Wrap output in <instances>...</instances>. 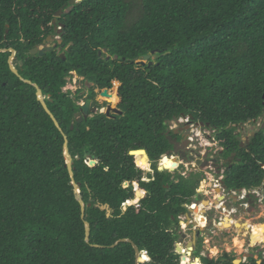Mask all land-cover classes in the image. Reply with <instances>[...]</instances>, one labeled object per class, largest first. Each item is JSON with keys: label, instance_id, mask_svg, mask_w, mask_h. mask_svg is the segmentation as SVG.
I'll list each match as a JSON object with an SVG mask.
<instances>
[{"label": "trees", "instance_id": "obj_1", "mask_svg": "<svg viewBox=\"0 0 264 264\" xmlns=\"http://www.w3.org/2000/svg\"><path fill=\"white\" fill-rule=\"evenodd\" d=\"M70 1L0 0V264H136L132 245L144 264H187V252L177 251L182 261L175 254L179 218L204 178H184L169 162V126L192 117L224 158L235 154L227 191L262 186L264 127L243 148L236 131L264 117V0ZM49 37L60 43L30 54ZM152 53V65L136 63ZM73 73L76 93L65 90ZM95 89L113 90L121 115L77 124L79 103ZM138 150L153 173L130 155ZM121 240L132 244L112 247ZM201 243L199 264H234L228 254L201 256Z\"/></svg>", "mask_w": 264, "mask_h": 264}, {"label": "rangeland", "instance_id": "obj_2", "mask_svg": "<svg viewBox=\"0 0 264 264\" xmlns=\"http://www.w3.org/2000/svg\"><path fill=\"white\" fill-rule=\"evenodd\" d=\"M54 40L52 39L50 41V44L44 47L50 46L52 48L56 46L55 42L60 43L59 38H56ZM80 80L81 79L78 78L77 84L76 86H74L73 79L71 84L67 86L71 87V89L68 90H75L76 88L78 89ZM101 101L106 100L105 98H102ZM112 108H115V106H112ZM101 112H106V109L104 108V110ZM263 127L264 117H261L256 122L246 124L239 128L236 131V134L239 135L240 142L244 144L246 140H249V138L252 137V134L262 129ZM190 137L193 142V148L197 153H207L208 157L212 156L214 159L218 157L216 153L220 151V147L214 142L215 140L212 131L205 129L202 126L199 127L194 125V129H192ZM172 157L173 159H169V162H178V166L176 168L178 170L177 173H179L182 177L188 178L192 173L203 174L204 181L201 183H205V188L201 190L202 184L200 183L197 190L200 192L207 191L211 193L208 194V197H201V199H196L195 202L189 205V207L184 206L185 208H187L186 215H188V217L184 215L180 216L179 218V239L175 245V248L177 247V251L186 252L187 244L191 241H194L193 238L198 233L199 236H196V244L198 242V246L201 240V256L203 257L216 259L223 254H228L232 258H234L235 261H239L240 263L244 262L251 255H253L254 258H257L258 254H262V256L264 257V244H261L259 242V236H256V234L260 230V227L264 225V204H262V201H257L256 205L248 210V212L239 209V213L234 214L232 213L231 209L228 208L226 213L223 212L222 214H220L221 212L219 213L213 211L210 212L207 216H204V211L207 210V206L203 204V201L217 202L214 200L216 199V196L218 197V199L220 197H223L222 195H218L219 193L216 192V190L219 191L218 184L220 182L222 174L219 173V176H217L216 172H218V169L216 168H192L191 166L195 165L191 163L189 164L186 158V161L183 160L185 166L181 165V162L179 161H182V158L176 157L175 155H173ZM189 165H191L190 168ZM170 173L174 174V172ZM215 192L217 195H215ZM198 204L203 206L202 208H200L201 211H199ZM193 205L195 206L193 207ZM210 206L211 205H209V207ZM245 208H247V204ZM226 217L229 218V221H227L226 223L222 222L221 225H215L213 223V220H215V222H218L220 218L224 219ZM194 222L196 225L194 224ZM248 227H250V230L246 229ZM183 236L185 237L183 238ZM181 239H183L182 245L178 246V243L181 242ZM197 251L198 248L195 247L192 253V257L187 259V264H191L192 262L196 261L193 255Z\"/></svg>", "mask_w": 264, "mask_h": 264}, {"label": "flooded vegetation", "instance_id": "obj_3", "mask_svg": "<svg viewBox=\"0 0 264 264\" xmlns=\"http://www.w3.org/2000/svg\"><path fill=\"white\" fill-rule=\"evenodd\" d=\"M104 90L106 91L107 96H109V97H103L102 96V92ZM104 90L95 89L93 91V93H94L93 100L86 99L82 103H79L81 108H82V106H84L85 101H90V102L95 103L96 112L95 113H89V117L88 118H92L94 115H97V114H105L106 115V112H104V113L101 112L102 109L104 110V108H105L106 111H107L108 108H112V106H114L113 104H111L110 99H109V98L115 97L114 96L115 95L114 91L111 90V89H109V90L108 89H104ZM76 91H77V89L73 90L74 93H76ZM81 94H84L85 97L88 98L90 92L89 91H85V92H82ZM102 98H105L106 101H101ZM112 109H117V108L115 107V108H112ZM78 113L82 114V110H80ZM112 115H115V114L113 112H110L109 115H106V116L107 117H111ZM81 116L84 118L83 114ZM83 121H85V119ZM192 125L193 126L194 125L195 126H199V127L202 126L199 123H192V119H190V121H189V123L187 125H181V126L177 127L175 130H173V132L174 131L178 132L177 135L173 134L176 137L174 140H172V143L174 145L173 155H175L176 157L182 158V161H179V162H181V165L185 166V164L183 162L186 161V159H187V162L189 164L191 163V164L195 165V166L189 165V168H190V166L192 168H202V167H204V168H208V167L209 168H216V169H218V172H216L217 176H219V173L222 174L221 178H220V182L218 184L219 191H220V192H218L219 193L218 195H222L223 197H220V198H222L223 200L221 201L220 207L219 208L217 207V212H219V213L221 212L220 214H222L223 212L226 213L228 208H230L231 211L235 210L234 214H237V213H239L238 212L239 209L248 212V210H250L253 206L256 205L257 201H259V202L262 201V204H264V180H263L262 186L260 187V190H259V191H261V195H259V196H249V197L245 198L242 201L239 200L240 194L239 195H233L232 194L233 192H238V191H227L226 190L225 185H224V180L226 178L225 172H226V169L229 168L230 165L232 164V161L235 160L234 159L235 158V154H232L229 158H224L222 156V152H223L224 149H222V148H220V151H218L216 153L217 156H218L216 159H214L212 156L208 157L207 153H203V154L197 153L196 150L193 148V142L188 140V138H191L190 137L191 130H190L189 127L192 126ZM247 142H249V140H246L244 142V144L240 143V145L243 144V147H244L245 145L248 144ZM189 146L192 147V148H190ZM237 161L239 162L240 160L237 159ZM162 168H163L162 169L163 171L166 170V165L164 164ZM142 169L144 171L148 172V173H153L152 170H151V166L150 165H149V168L147 170H145V168H142ZM149 169L151 171H149ZM216 189H218V188H216ZM240 191H242V190H240ZM196 194H197L196 199L198 197H200V196L201 197L203 196V195H198L197 190H196ZM215 195H217L216 192H215ZM216 198H218V197L216 196ZM212 202L214 203V201H212ZM244 204H247V208L242 207V205H244ZM206 208H209V206H207ZM209 213H206V215L209 214ZM196 246H197V244L195 245V247ZM194 248H192L193 250L190 251V257H192V253L194 251ZM187 253H188V251H187Z\"/></svg>", "mask_w": 264, "mask_h": 264}, {"label": "water", "instance_id": "obj_4", "mask_svg": "<svg viewBox=\"0 0 264 264\" xmlns=\"http://www.w3.org/2000/svg\"><path fill=\"white\" fill-rule=\"evenodd\" d=\"M81 1H82V0H78V2H76V0H71V1L69 2V5L72 6V5H74L75 3H80ZM60 16H61V11H59V12L56 13V15H55L56 18H58V17H60ZM50 41H51V38L49 37V38H48V42H50ZM49 51H51V47H50V46H47V47H40V48H36V49L32 50L30 54H31V55H39V56H42L44 53L49 52ZM11 53H12V56L9 58L8 63H9V66H10L11 71H12L14 74H16V70H15L14 67L12 66V62H13V60H14V53H13V52H11ZM153 54H154V53L149 54V55H147V56H144V57L142 58V60H140V61H136V63H137V64H140V65H145V64H147V63H148L149 66L152 65V62H151L150 60H151ZM62 57H63V56H62ZM63 59H64V57H63ZM102 96H103V97H109V96H107V93H106L105 90L102 92ZM37 99H38V101L41 103V105L43 106V108H44V110L46 111V113L51 117V119L53 120L55 126L58 127V124L56 123L55 119L52 117V115L50 114V112L47 110L46 105H45V103H44V101H43L44 98H43V96H42V94H41V92H40L39 90L37 91ZM81 110H82V114L84 115V118L81 116V115H82L81 113H77V114H75L74 117H75V120H76V123H77V124L82 123V121H83L84 119L87 120V118L89 117V113H95V112H96V106H95V103L90 102V101H85L84 106H82ZM110 112H113L115 115H121V112H120L118 109H112V108H108V109H107V111H106V115H109ZM189 119H192V117H190ZM72 129H73V128L71 127V130H72ZM168 134H169V133H168ZM173 134H174V135H177L178 132H175V131H174ZM253 136H254V134H252V137H253ZM64 139H65V143H64V158H65V161H66V167H67V170H68V172H69L70 178H71V180H73L72 159H71V157H70L69 154H68V149H67V139H66V138H64ZM247 143H248V142H247ZM240 147L242 148V147H243V144H241ZM137 154H143V155L146 157V159H147L146 153H145V151H143V150H138V151H132V152H130V155H131V156H136ZM149 171H151V170L149 169ZM158 171H159V172H163V170L160 169V166H158ZM72 186L74 187V192H75V194L77 195V200H78V202H79V204H80V207H81V213H82L81 218H82V220H83V219H84V204H83V202H82V200H81V198H80V192H79L78 186H76L74 183H72ZM137 203H138V201H136V203H129L128 206H132V205L137 204ZM205 203L208 204V201H203V204H205ZM103 209H104V208H101V210H103ZM204 215H206V211H204ZM186 216L188 217V215H186ZM89 233H90L89 225H88L87 223H85V241H86V242H88V240H89ZM196 236H199V234L197 233V234L195 235V237L193 238V240H194V241H192V243L194 244V245H193V248H194L195 245H196ZM184 237H185V236H183V238H184ZM180 241L183 242V239H181ZM119 243H130V244H132V242L129 241V240H121V241L117 242V243H116L114 246H112V247L114 248V247L117 246ZM132 246H133L134 251H135L136 264H144V263H146V262H147L146 259H142V258H141V254H143L144 256H146V254H145V253H140L139 250H138V248H137L136 246H134V245H132ZM175 249H176V250H175V253H177V248H175ZM192 250H193V249H192ZM146 257H147V256H146ZM183 259H185V258L181 257V261H182ZM148 260H149V259H148ZM233 263H234V264H240L239 261H234Z\"/></svg>", "mask_w": 264, "mask_h": 264}, {"label": "built area", "instance_id": "obj_5", "mask_svg": "<svg viewBox=\"0 0 264 264\" xmlns=\"http://www.w3.org/2000/svg\"><path fill=\"white\" fill-rule=\"evenodd\" d=\"M75 75H74V73H73V79H74V81H73V84H74V86H76V84H77V77H75ZM68 89H71V87H67L65 90H68ZM183 121V122H182ZM189 123V118H185V117H183V118H180L179 120H177V121H174V122H172L171 124H170V126H169V128H170V130L171 131H173V130H175L177 127H179V126H181V125H187ZM173 125H175V126H173ZM190 128V130L192 131V129H194V126L192 125V126H190L189 127ZM189 141H192L191 140V138H189ZM166 156H164V157H162L161 158V160H160V162L162 161V159L163 158H165ZM159 162V163H160ZM159 165V164H158ZM197 193H198V195H203L204 197H206V196H208V194H211L210 192H200V191H198L197 190ZM233 195H239L240 194V196H239V200L240 201H242V200H244L245 198H247V197H249V196H259V195H261V191H259L258 189H256V190H242V191H240V192H233L232 193ZM201 206V205H200ZM246 206V204H244V205H242V207H245ZM193 207H194V205H193ZM202 207V206H201ZM216 212H217V208L216 209H214ZM212 211V209L210 208V209H208V211H207V213H209V212H211ZM232 213H235V210H232ZM208 215V214H207ZM207 215H205V216H207ZM204 219H205V217H204ZM223 218L221 219H219L218 220V222H215V220H213V223L215 224V225H217V224H219V225H221V223L223 222Z\"/></svg>", "mask_w": 264, "mask_h": 264}, {"label": "bare ground", "instance_id": "obj_6", "mask_svg": "<svg viewBox=\"0 0 264 264\" xmlns=\"http://www.w3.org/2000/svg\"><path fill=\"white\" fill-rule=\"evenodd\" d=\"M110 99V102L112 103V104H114V102H115V100H114V97H112V98H109ZM205 143V142H204ZM134 157H137V158H139V164H140V166H141V168H143L144 166L143 165H146L147 167L145 168V170H147L148 168H149V165L147 164V159H146V157L143 155V154H137L136 156H134ZM169 159L171 160V159H173V157H169ZM161 170L163 169V168H160ZM174 171V169L173 168H171L170 169V172H173ZM217 193L218 192H220V191H216ZM215 201H217V202H215V204L216 205H218L223 199L222 198H216V199H214ZM211 203L212 202H208V204H206L205 203V206H209V205H211ZM223 206V205H222ZM199 207V211H201L200 210V208H202V207H200V206H198ZM218 208H219V206H218ZM202 215V214H201ZM200 215V216H201ZM200 218V217H199ZM198 218V219H199ZM227 221H229V218L228 217H226V218H224V220H223V223H226ZM200 222V221H199ZM194 224H195V222H194ZM196 225V224H195ZM246 229H248V230H250V227H248V228H246ZM256 236H259V242L261 243V244H264V225H262L261 227H260V230H259V232L256 234ZM180 245H182V242H179L178 243V246H180ZM193 243H192V241L190 242V243H188L187 244V246H186V250L188 251V253H187V259H189V256H190V251H192V248H193ZM186 251V252H187ZM196 263L198 262L197 260L195 261Z\"/></svg>", "mask_w": 264, "mask_h": 264}, {"label": "clouds", "instance_id": "obj_7", "mask_svg": "<svg viewBox=\"0 0 264 264\" xmlns=\"http://www.w3.org/2000/svg\"><path fill=\"white\" fill-rule=\"evenodd\" d=\"M75 75V74H74ZM75 77H77L76 75H75ZM78 79V78H77ZM73 91V90H72ZM173 126H175V125H173ZM172 157V156H171ZM198 189V188H197ZM258 190H260V188H257ZM243 190H245V189H243ZM253 190H256V189H253ZM238 192H240V191H238ZM202 197H204V196H202ZM206 197H208V196H206ZM199 199H201V196L200 197H198ZM197 198V199H198ZM195 199H196V197H195ZM195 202V201H194ZM215 203V202H214ZM213 202L211 203V206L209 207V208H207V210H206V213H207V211H208V209H212V211L211 212H216L214 209H216L218 206L220 207V205H221V202L218 204V205H216V204H214ZM195 206V205H194ZM198 206H200V204H198ZM202 206V205H201ZM200 206V207H201ZM187 207H189V206H187ZM203 207V206H202ZM226 215V214H225ZM205 216V215H204ZM176 255H178V256H180V258H181V255H179L178 253H175ZM189 258H190V256H189ZM198 261V260H197ZM146 263H148V262H146Z\"/></svg>", "mask_w": 264, "mask_h": 264}, {"label": "snow or ice", "instance_id": "obj_8", "mask_svg": "<svg viewBox=\"0 0 264 264\" xmlns=\"http://www.w3.org/2000/svg\"><path fill=\"white\" fill-rule=\"evenodd\" d=\"M76 2H78V0H76ZM102 111H103V109H102ZM182 122H183V121H182ZM93 163H95V161H94ZM163 163H164L165 165H168V160H167V158L164 159ZM143 166H144L145 168L147 167L146 165H143ZM125 187H127V185H125ZM141 195H143V193H141ZM129 203H136V201H129ZM141 258H142V259H148V257L144 256L143 254H141ZM197 264H199V262H197Z\"/></svg>", "mask_w": 264, "mask_h": 264}]
</instances>
